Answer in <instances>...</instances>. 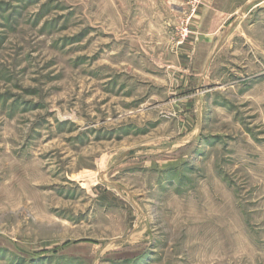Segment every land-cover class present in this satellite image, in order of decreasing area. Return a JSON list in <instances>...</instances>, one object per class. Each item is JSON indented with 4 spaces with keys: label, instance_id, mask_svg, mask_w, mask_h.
<instances>
[{
    "label": "rangeland",
    "instance_id": "obj_1",
    "mask_svg": "<svg viewBox=\"0 0 264 264\" xmlns=\"http://www.w3.org/2000/svg\"><path fill=\"white\" fill-rule=\"evenodd\" d=\"M192 6L0 0V264H264V0Z\"/></svg>",
    "mask_w": 264,
    "mask_h": 264
},
{
    "label": "built area",
    "instance_id": "obj_2",
    "mask_svg": "<svg viewBox=\"0 0 264 264\" xmlns=\"http://www.w3.org/2000/svg\"><path fill=\"white\" fill-rule=\"evenodd\" d=\"M196 2H197V0H190V4L193 5L192 6V12L195 10L194 6H195Z\"/></svg>",
    "mask_w": 264,
    "mask_h": 264
},
{
    "label": "crops",
    "instance_id": "obj_3",
    "mask_svg": "<svg viewBox=\"0 0 264 264\" xmlns=\"http://www.w3.org/2000/svg\"><path fill=\"white\" fill-rule=\"evenodd\" d=\"M204 13H205V12H204ZM212 32H214V33H215V32H216V30H215V31H212ZM214 33H213V34H214ZM209 35H212V34H211V33H209Z\"/></svg>",
    "mask_w": 264,
    "mask_h": 264
}]
</instances>
